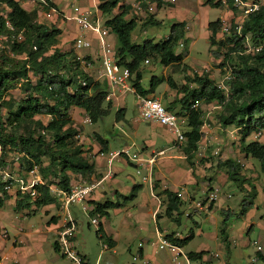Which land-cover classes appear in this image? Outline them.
I'll return each mask as SVG.
<instances>
[{"label": "trees", "instance_id": "obj_1", "mask_svg": "<svg viewBox=\"0 0 264 264\" xmlns=\"http://www.w3.org/2000/svg\"><path fill=\"white\" fill-rule=\"evenodd\" d=\"M252 1L259 4V9L250 13L244 20L241 35L233 32L217 40L215 33L220 29V20L216 19L208 23L212 33L209 36L210 46L227 47L229 52L227 54H237L243 62L241 66L232 67L229 72L232 78L228 81L230 87L228 95L218 89L214 81L205 75L195 74L193 78H187L186 81L196 84L193 89L188 88L186 84L178 87L171 77H168L166 82L170 88L178 89V93L182 94L178 103L181 106L179 113H186L187 117V130L184 133L186 140L184 152L187 160L191 159V151L195 150L196 143L203 136L202 110L191 108V105L196 101H216L224 110L220 116L221 125L223 128L234 126L239 129L243 153L257 160L264 173V141L245 142L254 132H264V0ZM157 2L159 5L161 1L157 0ZM117 3L118 0H107L99 5V9L109 13ZM204 4L235 9L233 0H224V3L222 0H204ZM50 6L55 5L50 0H45L43 7ZM126 13L127 9L122 10L108 19L106 25L117 37L119 64L126 65L135 74L133 86L136 92L146 95L153 92L165 79L153 76L150 79L149 88L144 89L140 83L142 73L139 65L148 57L158 58L159 62L165 66L179 63L183 56L175 53L174 49L178 41L183 40L184 23L172 24L169 35L164 40L154 42L152 39H146L142 43H135L132 41V31L136 22L134 19H125ZM4 16L17 30L23 31L24 40L13 44L15 58L9 59L0 54V142L3 146V157L9 153H19L22 161L19 166L21 165L25 170L32 165H37L38 168L40 166L42 175L46 178L53 177L51 182H54V185L69 192L72 188V175L89 177L94 172L93 165L83 154V144H79L76 137L78 128L73 123L71 110L78 108L81 112L87 113L93 123L108 114L110 103L103 107L106 93L100 88L99 83L91 86L93 84L91 78L87 77V86L80 87L74 76V72L80 67L79 63L72 60L71 52H61L56 49L61 31L40 23L36 19L39 18L36 10H26L20 0H0V20ZM147 23L157 25L160 22L150 17ZM250 43L257 47V51L252 56V62L248 63L243 53ZM34 45L36 49H33ZM210 53L213 56H219L217 50L211 49ZM15 87L20 88L25 95L18 101L8 96V92ZM122 111L117 110L116 116L119 117ZM41 115L49 117L47 123L38 118ZM12 128L18 131L15 132ZM42 131L44 133H41ZM36 132L37 135H35ZM97 142L102 149L105 148L104 139L99 135H97ZM43 158L48 159L49 163L46 167L42 166ZM218 165L226 169L229 180L239 185L243 184L239 162L228 158L219 161ZM49 185L45 183L36 186L37 195L32 200L29 195L21 198L23 195L17 193L15 208L30 207L31 202L35 206L54 203L55 197L50 193ZM140 187L135 184L128 195L119 194L118 196L132 200ZM157 187L156 181L153 188ZM0 192L4 197L7 194L1 184ZM158 194L164 197V215L179 224V209L182 203L176 192L165 188ZM255 195L256 191H253L245 196L239 213H234L228 208L222 210L221 237L225 242L227 237L224 228L228 220L234 216L244 215L251 208ZM87 201L89 214L99 213L102 217H107L109 210L121 206L119 200H106L99 203L89 198ZM0 204H2L1 197ZM161 215L158 213L157 218ZM55 219L53 217V220ZM95 234L99 239L107 242L109 247L114 246L113 239L102 233L101 226H98ZM167 236L183 247L193 235H187L181 239H173L172 234ZM54 249L58 251L57 242H54ZM203 255L204 251L187 254L189 259L201 258Z\"/></svg>", "mask_w": 264, "mask_h": 264}, {"label": "rangeland", "instance_id": "obj_2", "mask_svg": "<svg viewBox=\"0 0 264 264\" xmlns=\"http://www.w3.org/2000/svg\"><path fill=\"white\" fill-rule=\"evenodd\" d=\"M58 1L64 10L63 12L65 14L66 20H69L72 30H70V33L68 34L63 33L61 35V40L59 38L56 49L61 52H67V47H69L70 41L72 39V33H77L74 23L70 20L72 14L70 15L69 9L71 10L72 6L80 4L83 0ZM181 2L178 3L179 6L183 5ZM185 2L187 4L186 8L180 6L179 8L171 10L168 4H164L159 8L156 7L153 14L154 17L160 21V23L155 25L142 23L139 21L136 22L135 28L132 31V41L135 43H142L146 39H153L154 42H158L162 38L168 36L170 27L172 23L175 22V20L177 22L186 16L187 19L185 20L187 23H189V21L191 22V32L189 34L191 37L186 35L183 37V43L185 44V47L181 48L178 44L179 48L176 49V53L182 55V52L186 53L187 51L182 62L183 65L189 66L187 70L191 72L192 76L187 77L193 78L195 74L205 75L209 79L213 80L215 84H217L218 81L223 77L228 76L232 67L241 66L243 63L237 54H227L229 53L227 51V47L216 48V46H210L209 36L212 35V33L208 27V23L219 19L220 16L223 15L226 10H228V8L225 6L211 7L208 5H202L200 0H185ZM233 11L234 14L231 17V21H242L241 13H239L236 9ZM50 18L45 19L47 24H50L49 22L52 21L49 20ZM215 37L217 40L224 38L221 36L219 31L215 33ZM191 40L193 43L190 46ZM211 49H213V51L217 50L219 56H213L210 53ZM256 51L257 47H254L250 43V46L243 53L245 61L248 63L252 62V56L256 53ZM148 59L149 63L147 65H144L145 62H141L140 64V67L144 65L141 79V83L144 88L149 87L150 79L153 75L160 76L162 70L169 68L161 65L159 62H156L157 60H154L152 57H149ZM179 67L180 66H178V68ZM184 68L186 70V67ZM91 76L92 78L97 77L95 68L91 72ZM185 78L184 82L180 81V87L184 84H186V86L190 89L196 87L195 83L186 81L187 79ZM228 81L229 80L226 79L225 83H228ZM165 87L166 82H163L157 86L156 90L158 93H160ZM122 95L123 96H121L118 101L112 103L108 114L102 118H99L93 123H84L83 119L85 115L80 110H77V108L71 110L73 123H75V126L78 128V133L80 135V137L77 138L78 142L79 144H83V154L88 158V160L92 161L93 159L92 149L93 144L97 142L96 133L104 135V137L107 136L109 138V148L113 150H120L121 146L124 143H127L129 146V153L132 154L133 152L138 151L139 144H141L146 132L151 130L147 126V123L135 121L138 111L135 95L129 91ZM181 95V93L177 92L174 96L168 98L166 102L160 101L165 107L178 114L181 111V106L178 103V97ZM8 96H11L13 99H15V101H18L25 95L20 90V88L15 87L8 92ZM119 105L121 108H125L124 119L120 121V126H122V128L120 126H114L115 114ZM197 108L202 110L203 121L205 122L206 127L203 132L202 142L200 143L202 155H199L195 158L196 161H199L198 164L200 166H204L206 163H213L214 166L205 168L208 170L205 173L208 176H212V180L210 182L213 188H209L210 184L207 180L199 181L198 184L193 188V191L196 189L197 192L196 197L194 196L195 191L193 192V197L194 199L197 198L196 200H198V198L203 199L205 196L204 193H208L214 189L217 193L215 206L210 212H208V216H205L202 213H194L192 214L191 218L186 216V213L189 212L188 210L190 204L184 203L179 209V224L173 222L172 218L169 219L172 220L173 223H166L165 219L167 216H163L165 209L163 206L165 205V201H163L161 208L162 210L159 212L160 215L162 214L161 217L163 216L162 220L159 219L160 228H165L168 233L176 231L180 233L181 237H184L191 230L193 231V237L182 247V251L184 254H188L190 252L203 250L204 255L201 258L189 259V264H264V261H261L260 259H257L256 262H251L252 258L256 256V246L253 245L252 242L254 240H259L264 235V229H262L260 226H256L257 224L264 226V173L261 171L257 160L250 156H246L243 153L239 129L234 126L223 128L221 125L220 116L224 113L222 106L218 105L216 101H200ZM38 118L44 123H47L49 120V117L46 115L38 116ZM12 130L15 132L18 131V129L14 128H12ZM35 135H37V132ZM251 138V136L248 137L245 142L248 143L249 141H252L253 138ZM262 140L264 141V136ZM157 146L166 147L167 145L159 142ZM9 154L7 155H14V153ZM177 155L182 156V160L188 161L189 164H192V159L186 160L184 157L185 153L183 148L178 151ZM228 158L240 162V175L243 182L242 185H239L231 180H227L225 182L226 179L223 174L217 173L216 170L213 171L215 167H218L216 164L218 161ZM118 159H120V162H116L117 159H115V162L113 163V167L121 169L115 176H113L115 182H123L126 180L127 183L131 184L132 182L139 181L140 178L138 175H136L135 169L127 163L125 157L122 156ZM19 162V164H21L22 161L19 160ZM48 163V159L43 158L42 166L46 167ZM224 169L225 168H220V170L225 172L226 169ZM16 171L19 174H22L25 171V168L21 167L20 165ZM209 171L220 175V177L215 178V175L208 174ZM165 173V175L170 176V170L167 169ZM39 174L41 177H43L46 184L54 185V182H51L53 177L48 176L49 178H46L44 175H42L40 170ZM98 178V176H94L93 180H98ZM207 178L208 177L205 176V179ZM71 181L73 187L80 185L83 182H91V176L80 177L77 175H72ZM110 184L114 183L107 181L106 186L109 188ZM142 190V194H148V185H143ZM253 191H256L257 197L255 196V201L253 199V204L248 213L230 218L224 228L226 235H228L230 239H232V242L235 243V246L232 245L229 248H226V245L222 244L224 241L221 240L223 221L222 210L228 208L234 213H239L242 208V202L245 196L251 194ZM10 200L7 199L5 204L0 206V220L6 224H8L9 220L13 219L14 215L16 214L13 211V199L11 201ZM114 200H119L121 206L119 208L109 210L108 217H103L100 219L101 223H103V227H106V230L112 234L116 240V246L113 252L102 251V245L100 243L101 240H99L95 234V226L89 223L90 218L94 217V215H90L88 210L86 213L90 216L89 217L80 208L77 210L75 206L70 207V210L73 213L75 212L78 216V219L80 220V225L78 227V233L75 240L76 250L80 254L86 256V261L88 264H132L131 255L135 253L138 243L146 242L148 240V236L153 232L154 227L156 226L151 216L146 214L148 206L146 205L144 198L142 201H140V198H138V200H128L124 199L123 197L116 196ZM139 201L140 208L139 210L137 209L135 211V206ZM56 204L57 210L60 211V204ZM47 205L35 206L31 202L30 207L26 210H28V212H33L32 210H34L35 212L23 222L24 225L27 228L30 226V224L38 225V227L42 226L46 219H48V214L45 213V210L49 209L50 207H46ZM149 205H153L152 200L149 201ZM50 209L51 211H49V213L56 212L54 207ZM88 223L90 226L87 225ZM250 224L253 225L248 231V226ZM8 229L12 230V227H9ZM12 234L13 233H11V236ZM39 234L41 239L40 243L38 244V249L33 247L32 252H30V249L28 252H26L29 256L28 261L31 264L34 262H38L39 264H75L72 260L62 256L59 252H56L53 249L54 240L52 234L43 231H40ZM216 234L218 237H216ZM7 243L10 245L11 239L7 241ZM144 246L146 247L147 251L150 252L152 250V247L149 243H145ZM215 254H219V257H214ZM55 257H57V260L54 263L53 258Z\"/></svg>", "mask_w": 264, "mask_h": 264}, {"label": "crops", "instance_id": "obj_3", "mask_svg": "<svg viewBox=\"0 0 264 264\" xmlns=\"http://www.w3.org/2000/svg\"><path fill=\"white\" fill-rule=\"evenodd\" d=\"M20 1H21L22 6L26 10H28V11H35L36 10L37 17H39V18H36V19L40 23L45 24L47 27H54V28L59 29L61 31L60 35L58 37V38H60V40H61V37H62L61 35L63 33H67L68 34V33H70V30H72V28L70 27V24H69V20H66L65 14L63 12L64 10L60 6V2L58 0H50L55 6H50L49 8H44L43 7V5L45 4V0H42V1H40V0H29V1L28 0H20ZM104 1H107V0H83L77 6H80V7L84 8V9H90L93 12L95 11L99 21L102 24H104V25H106V21L108 19L112 18L114 15L119 14L124 9H127V13L125 15V19H127V20L134 19L135 22L139 21V22H142V23H147L148 18L152 17L153 19L158 21L156 19V17H154L153 12L152 13H149V12H147V13H138V12H136L131 6L133 0H118V3H117L115 8H113L109 13H104V12H102L99 9V5L101 3H103ZM160 1L161 2L158 5L157 0H154L155 6L158 7V8L162 7L164 4H168L169 7L171 8V10L179 8L180 6L185 7V8L187 7V4H186L185 0H175L174 2H170L168 0H160ZM180 2L183 3V5L179 6L178 3H180ZM200 2L202 3V5H205L204 4V0H200ZM47 11H52L53 15H51L52 16L51 18L50 17H46L45 12H47ZM69 12H70V15H71L72 14V8H71V10L69 9ZM233 14H234L233 9H229L228 8V10H226V12L222 16H226V17H230L231 18L233 16ZM48 18H50L49 20H52V21L49 22L50 24H47L45 22V19H48ZM185 19H187L186 16H184V18H181V20H179L177 22L175 20V22H173L172 24L183 22L184 23V27H183L184 36L183 37H185V35L188 36V37H191V36H189V34L191 32V22L189 21V23H187V21ZM70 20L74 23V21L72 19H70ZM74 25H75V23H74ZM75 27H76V25H75ZM76 29H77V27H76ZM169 32H170V30H169ZM77 33H78V31H77ZM77 33L76 34L72 33V35H71L72 39L70 41L69 47H67V50H68V52H71V54H72L71 56L73 57V59H74V53H73L72 43H73V39L75 38ZM167 37L162 38L161 40H164ZM90 38H91L92 47H91V49H89V50H87L85 52V54H87V55L92 54V49L96 48V46H97L96 37L92 36ZM107 40L109 42H111L115 46V49L117 51L118 41H117L116 35L110 31L109 34H108ZM180 43H182L183 46L180 45ZM192 43H193V41L191 40L190 46L192 45ZM178 44H179V46L181 48L185 47V44L183 43V40L182 39L179 40L178 43H177V46L174 49L175 53H176V49L179 48ZM186 53H187V51H186ZM186 53L182 52V56L183 57H182V60L179 63H173V64H170V65H167V66L163 65V66L169 67V68L168 69L165 68L164 70H162L160 76H156V77L164 78L165 81H163V82H166V79L168 77H171L173 79V81L176 83V85L178 87H180L179 86L180 81L184 82V78L185 77H186L185 79H187V78H189L187 76H192L191 72H189V70H187V68L189 66L182 64ZM91 58L89 59V57H87V60L91 63V65L89 67H87L86 72H85V69H83L80 66L79 69L76 72H74V74H75L74 76H76L77 74H79V75L82 74L86 78L87 77L91 78L92 81H93V84L91 86H93L95 83L96 84L97 83L100 84V88L106 93L104 101H103V104H102L103 107H106L109 103H110V107H111L113 102L118 101L120 99V97L123 96L122 94H124L125 92H128V91L132 92L135 95V99H136V95L139 94V93L136 92V90H135V88L133 86V79L135 77L134 73H132L133 76H132V79L130 80V85L132 86L134 91H130V90L122 91V90H119V88L114 87L105 77H102L100 75V72H99L100 71V62L98 60H96L95 58H93V56ZM145 60H147L148 62L144 63V65H147L149 63V59H145ZM145 60L143 62H145ZM154 60H157L156 62H159L158 58L157 59L155 58ZM128 61H129V59H128ZM174 64H176V65H174ZM95 65H96V67H95ZM144 65H142V67H140V65H139L140 71H141L142 74H143V66ZM153 65H154V63H153ZM178 66H180V67L178 68ZM183 66L186 67V70H185V68ZM152 67H154V66H152ZM94 68L96 69L97 77H95V78L93 77L92 78L91 72L94 70ZM182 71H184V72H182ZM153 76H155V75H153ZM178 76H179V78H178ZM163 82H161V83H163ZM140 83H141V80H140ZM141 85H142V83H141ZM148 88H144V89L147 90ZM156 88H155V90L153 92L148 93L146 95L158 98V99H160L163 102L164 101L166 102V100L168 98H170L171 96H174L178 92V89L170 88L168 86L167 82H166V87L160 93L157 92ZM140 95H142V94H140ZM136 106H137V109H138L137 99H136ZM110 107H109V110H110ZM74 109H76V108H74ZM77 110H79V109L77 108ZM109 110H108V112H109ZM117 110H123V111H122V114L119 117H117L116 114H115L114 126H120V123H121L120 121L122 119H124L125 108H121V106L119 105ZM137 113H138V111H137ZM85 114L86 113H84V115ZM178 114L186 116V113L185 114L178 113ZM135 121H136V117H135ZM202 121H203V115H202ZM136 122H138V121H136ZM144 123H147V126L151 130L146 132L145 137H143L141 144H139L138 151H140L142 153L141 155H150L151 152L160 151V150H163L165 152L162 156L157 158V160H156V162H155V164L153 166V170H152V181H153L152 187L150 185H148L147 183L141 181V178H140L139 175L138 176H139L140 180L137 181V182H132L131 184L127 183L126 180L123 181V182H115L113 176H115L121 169L113 167V163L115 162L114 161L115 159H117L116 162H120L119 161L120 159H118V158H120L122 156H119V157L115 158L111 162L112 176L109 177V178H105V180L102 182L101 186H99L96 189V191L92 194V196L90 197V200H92L94 202H99V203H103L106 200L117 201V200H114V198L116 196H118L119 194L121 196H126V195H128L130 193L131 188H132L133 185H135V184L136 185H140L141 187L137 191L136 197L134 199L138 200V198H140V201H142V199L144 198V200L146 201V205L148 206L147 207L148 210H147L146 214L151 216V218L154 221V224L156 226L154 227L153 232L148 236V240L146 242H139V243H143V247L139 248V245H138L135 253L138 252V251H142L144 256L148 257L149 259H151L152 261H154L157 264H170V255H169V253L166 252V251H156L155 248H154V245H153L157 241L158 237L161 234L171 235V234L176 233V231H172V232L168 233V231L165 228L164 229L160 228L159 219L162 220L163 216L160 217V218H157V214L162 210L161 208H162V204H163L162 202L164 201V197L162 195L158 194V192H160L161 190H163L165 188H168L169 190H171L173 192H176L177 196L179 197V199H180V201L182 203L181 206L184 203L190 204L189 210H188L189 212L186 213V214H188L186 216H189V217L192 218V214H194V213H202L205 216H208V212H210L211 209L215 206V201L216 200L208 207L207 211L206 210H197V209H195L193 205H194V202L196 201L197 198L194 199L193 192L195 191V195H194L195 197L197 195V192H196V189L193 191V188H194V186H196L198 184L199 181H202V180H207L209 182V184H210L209 188H211V189L213 188V186H211V182H210L212 180V176L211 175L208 176L205 173L206 171H208L205 168H210L211 166H214V164L213 163L212 164L211 163H206L204 166H202V165L200 166L198 164L199 161H196L195 157H198L199 155H202L201 154L202 149H200L201 148L200 143L202 142L203 136L201 137L199 142L196 143L197 147L195 148V150L191 151L192 164H189L188 161L182 160V158H181L182 156L177 155L178 151L181 148H183V149L185 148L186 140H184L182 146L174 148L173 145L175 143L174 142L175 137L170 131H168L165 127H163V126H161V125H159V124H157L155 122H152V121L144 122ZM120 127L122 128V126H120ZM205 127H206V124L203 121V124L201 126L202 133L204 132ZM185 130H187V126L185 127ZM96 134L101 136L104 139L105 148L103 147V149H102V146L98 142H95L93 144V149H92L93 159H92V161L89 160V163H91L93 165V169H94V172L91 175V180H93L94 176H98L99 177L98 180L104 177V175L106 174L107 169H108L107 168L108 167L107 154L109 152L119 151V150H113V149L109 148V140H108L109 138L107 136L104 137V135H101L99 133H96ZM159 142H161L163 144H166L167 146L166 147H162V146L158 147L157 144ZM128 147H129L128 144L124 143L121 146L120 150L121 149H128ZM100 151H102L104 153L103 156H100V154H99ZM168 152H170V153H168ZM123 157H125V159L127 160V163L130 164L135 169V165L130 161V159L126 155H123ZM184 157L185 158L187 157L186 153H185ZM186 160H187V158H186ZM218 162L216 164H217V166L219 168L215 167L213 169V171L216 170L217 173L223 174L225 176V179H226L225 182H226L227 180H229L228 177H227V172H226L225 169H224L225 172L220 170V168H223V167H220L218 165ZM237 162H239V161H237ZM167 169L170 170V174H169L170 176L165 175L166 174L165 172H166ZM25 171L21 174L24 177L26 176ZM208 174L215 175V178H219L220 177V175L215 174L212 171H209ZM205 176H207L208 178L205 179ZM107 181H110L111 183H114V184H110V186L108 188L106 186ZM156 181L158 182V187L154 189L153 186H154V183ZM146 184L148 185V194H144L143 193L144 194L143 195L142 194V191H143L142 188H143V185L145 186ZM111 185H114V186H111ZM57 188H59L57 185H49L50 193L52 194L54 189H57ZM6 193L7 194L4 197L3 193L0 192V197L2 198V204H0V206H3L7 199L8 200H10V199L12 200L13 199V211L16 214L14 215L13 219L9 220L8 224H6L4 222H1V220H0V225L2 227H4L5 229H7L8 233L10 234V237L14 238L15 241H11V243L9 245L7 243V241H9V240L3 241V240L0 239V256L6 258L4 260V262L7 263V264H31L28 261L29 256L27 255L26 252H28L29 249H30V252H32L33 251V247H36L38 249V247H39L38 244L40 243V239H41V237H39L40 236V234H39L40 231L52 234L54 242H57V236H58V233L60 232V227L62 225V219H63V217H62V208L60 206V211L57 210V207H56L57 204L56 203H59V201H58L57 197H55L57 195H56V193L54 191V193L52 195L55 197V202L52 203V204H48L46 207H50V208L54 207L56 212L55 213H53V212L49 213V211H51V209L50 208L46 209L45 213L48 214V219H46L45 223L42 224V226H39V227H38V225L30 224V226L27 228L24 225L23 222L26 219H28L35 211L32 210L33 212H28V210H26V209L29 208V207H22L20 209H16L15 208V204H16V200L18 198L17 197V193L18 192L15 189H13L12 191L6 192ZM109 196H110V198H109ZM255 196L253 197V199L255 198ZM23 197L24 196H22L21 198H23ZM162 198H163V200H162ZM253 199H252V202H253ZM255 199H254V201H255ZM150 200L153 201V205H149V201ZM140 201L136 204L135 209H134L135 211L137 209L139 210ZM74 206L76 207L77 210H79V208H80L79 205H73V207ZM88 206H89V204H88ZM163 206L165 207V205H163ZM248 211L246 213H248ZM154 212H156V214H154ZM191 212H193V213H191ZM70 213L72 215V218H73V221H74V224H75V232H74V237H73V243H74V246H75V240H76V237H77L78 227L80 225V220L78 219V216H77V214L75 212L73 213L70 210ZM108 213H109V211H108ZM85 214L88 215L86 212H85ZM53 217L56 218V219L53 220ZM101 218H103V217L101 216L100 219ZM100 219H99V225L98 226H101L102 233H104L105 235L110 236L113 239V242H114V246H112V247H109V245L107 244L108 245L107 249H103V247L101 246L102 247V251H112L113 252L114 249H115V246H116V240L112 236V234H110L106 230V227L105 228L103 227V223H101ZM165 220H166V223H173L174 222V221L172 222V220H170L168 217H166ZM87 225L90 226L89 223ZM252 225L253 224H250L248 226V231L251 229ZM256 226H260L262 229H264V226L261 225V224L260 225L257 224ZM9 227H12V230H9L8 229ZM11 233H13L12 236H11ZM191 234L194 235L192 230L189 233H187L184 237H186L187 235H191ZM216 237H218L217 234H216ZM226 237H227L226 242L221 237V240L224 241V243H222V244H225L226 248H229L232 245L235 246V243L232 242V239H230V237L228 235H226ZM99 240H101V239H99ZM102 241L103 240H101V242ZM54 242H53V249H54ZM145 243H149L150 246L152 247V250L150 252L147 251L146 247L144 246ZM252 244L256 246V256L252 258L251 262L252 263L256 262L257 259H260L261 261H264V235L259 240H257V241L254 240L252 242ZM258 247H260V249ZM75 249H76V246H75ZM55 251L59 252L57 250H55ZM129 251H130V249H129ZM201 251H203V250H201ZM194 252H199V251H194ZM217 255L218 256H216V258L219 257V254H217ZM80 257H82L84 264H88L87 261H86L87 259H86L85 255L80 254ZM56 260H57V257L53 258V262L54 263H55ZM32 264H39V263L38 262H34Z\"/></svg>", "mask_w": 264, "mask_h": 264}, {"label": "built area", "instance_id": "obj_4", "mask_svg": "<svg viewBox=\"0 0 264 264\" xmlns=\"http://www.w3.org/2000/svg\"><path fill=\"white\" fill-rule=\"evenodd\" d=\"M29 1V0H28ZM42 1V0H40ZM174 2L175 0H168ZM224 2V0H223ZM132 8L138 13H152L155 11L154 0H133L131 4ZM234 8L241 13L240 22H232L230 17L220 16V29L221 36H229L233 32L241 35V29L244 20L247 16L259 9V4L252 0H233ZM46 17H51L52 11L45 12ZM77 27V35L73 39L72 48L74 53V59L79 63L83 69H86L91 65L87 60L93 56L100 62V75L105 77L114 87L119 88L122 91H134L130 85L132 79V72L126 65L119 64V58L115 46L107 40L110 32L109 28L102 24L95 11L90 9H84L80 6H72V15L70 17ZM95 36L97 39L96 48L92 49V54L87 55L85 52L92 47L91 38ZM24 40V34L22 30H17L12 25L10 20L4 16L0 20V54L7 56L9 59L15 58L16 54L13 50V44ZM33 49H36L35 45ZM92 59V58H91ZM148 61L145 60V63ZM39 76V75H38ZM77 83L80 87L87 86V78L82 74L75 76ZM232 78L231 73L227 77H223L216 84L217 88L222 90L226 95L230 93V87L225 80ZM138 104V113L136 121L138 122H155L168 131H170L174 137L173 147H180L185 140V127L187 126V117L185 115H179L171 110H168L160 101V99L148 96V95H136ZM199 101L194 102L191 108H197ZM84 123H91L89 115L86 113L83 119ZM42 133H44L42 131ZM264 136L263 131H257L252 134L253 140L260 141ZM80 137L79 133L76 135ZM165 152L163 150L153 151L150 155H141L140 151L129 153L128 149H121L115 152H109L107 154L108 169L103 178L99 180H91V182H83L80 185L73 186L69 192L63 191L59 188L54 189L56 197L62 208V225L60 232L57 236L58 251L62 256L72 260L75 264H83V259L76 251L73 237L75 232V224L70 213V207L73 205H79L83 212L89 210L87 200L92 196L96 189L101 186L105 178L112 176L111 162L119 157L126 155L130 161L135 165V173L139 175L141 181L147 183L152 187V170L153 166L160 156ZM100 156H103L102 151L99 152ZM20 160V154L14 153L12 156L3 157V146L0 142V184L5 192H10L15 189L21 195H29L30 198H34L37 195L36 186L45 184L43 177L39 174V168L37 165H32L25 171L26 176H22L16 170H18ZM2 161V162H1ZM17 172V173H16ZM204 193V191H203ZM203 199H198L194 202V208L197 210H206L217 199V193L214 190L204 193ZM156 214V212H154ZM188 215V214H186ZM101 215L96 213L94 217L90 218V224L95 226V230L98 228L99 219ZM172 238H181L180 233L176 232L172 235ZM0 239L15 241L10 237L7 229L0 225ZM103 249H107L108 245L105 241L101 242ZM139 248L143 247V243H139ZM156 251H166L170 255V264H189V259L182 251L176 242L169 239L167 235L161 234L157 241L153 244ZM260 249V247H258ZM214 256H218L215 254ZM6 258L0 256V264H7L4 262ZM132 264H157L148 257L144 256L142 251H138L131 255Z\"/></svg>", "mask_w": 264, "mask_h": 264}, {"label": "clouds", "instance_id": "obj_5", "mask_svg": "<svg viewBox=\"0 0 264 264\" xmlns=\"http://www.w3.org/2000/svg\"><path fill=\"white\" fill-rule=\"evenodd\" d=\"M223 1V0H222ZM224 3V2H223ZM226 7V6H225ZM228 8V7H227ZM219 31V30H218ZM180 45H182L183 46V44L182 43H180ZM172 111V110H171ZM251 137H252V134H251ZM263 139V138H262ZM262 139H261V141H262ZM173 235V234H172ZM181 238H184V237H181ZM181 238H176V239H181ZM189 259V258H188Z\"/></svg>", "mask_w": 264, "mask_h": 264}]
</instances>
